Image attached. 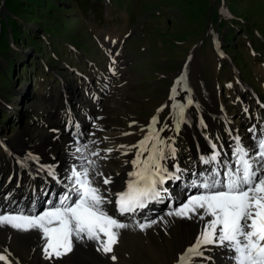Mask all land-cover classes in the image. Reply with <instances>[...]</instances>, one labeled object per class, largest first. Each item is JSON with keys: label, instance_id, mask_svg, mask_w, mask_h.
I'll use <instances>...</instances> for the list:
<instances>
[{"label": "rangeland", "instance_id": "1", "mask_svg": "<svg viewBox=\"0 0 264 264\" xmlns=\"http://www.w3.org/2000/svg\"><path fill=\"white\" fill-rule=\"evenodd\" d=\"M101 40L113 43V48H103ZM244 85L249 88L247 102L237 97L243 96ZM88 86L97 98L88 94ZM252 91L262 104L255 102ZM188 96L191 129L200 121L202 127L220 128L221 120L212 118L210 111L231 114V121L246 126L245 108L244 114L253 117L264 108V0H0V155L24 157L22 177H39L28 157L45 148L52 152L56 146L64 147L62 168L68 171L65 147L71 149L72 141L90 148L92 137H100L94 117L98 123L114 125L109 131L118 137L111 145L136 140L138 128L151 127L153 117L158 120L155 129L164 125L177 134L173 105ZM67 103L74 107L65 112L75 111V116L68 120L61 115L58 119L69 122L63 125L55 113ZM77 103H85L89 119L76 115ZM221 103L227 113L219 111ZM79 124L84 126L77 130ZM185 138L189 137L182 131L176 137L179 155L188 152ZM119 159L113 158L115 163ZM3 166L13 180L7 164ZM173 189L175 195H184ZM10 231L9 236L0 233V254L10 253L11 264H41L36 250L15 244L17 231ZM161 242H149L152 250L146 252L122 249L125 257L120 263L88 244L77 261L174 264L170 246ZM215 252L209 264L216 261ZM50 263L65 261L60 256Z\"/></svg>", "mask_w": 264, "mask_h": 264}, {"label": "snow or ice", "instance_id": "2", "mask_svg": "<svg viewBox=\"0 0 264 264\" xmlns=\"http://www.w3.org/2000/svg\"><path fill=\"white\" fill-rule=\"evenodd\" d=\"M172 91L175 93L176 89ZM187 103H192L190 98ZM173 108L179 127L184 119L185 105L176 103ZM156 123L158 120L153 117L152 125ZM159 131L150 127L148 135L132 146L138 151L132 161L135 171L129 173L132 179L128 181L127 189L117 193L105 190L109 196H116V211L120 215L135 214L150 202L162 200L163 193L167 191L163 185L168 180L181 179V175H177L181 172L178 167L175 172H169L161 163L165 153ZM76 151L82 153L80 147ZM145 152L147 156H144ZM92 155L99 156V152ZM219 156V152L213 151L209 156L201 157L202 162L211 167L203 173L194 172L187 185L198 189V194L188 197L178 208L166 214L204 221V228L195 243L179 257L178 264H193L195 257L203 256L201 248L210 244L230 250L233 264H264V138H258L255 155L250 154L237 139L233 149L234 166L227 162L221 164ZM49 174L54 175L53 169L49 168ZM100 175L103 174L96 170V161L84 157L79 169H71L67 191L58 204L40 213L23 209L0 211V228L39 233L45 241L44 253L49 259L70 252L74 240L94 242L97 251L105 254L113 252L119 230L129 225L109 214L106 205L113 201L96 184L95 178ZM110 183L111 178L103 180L104 185ZM206 217L211 219L206 220ZM156 223L158 221L151 220L137 222L135 226L143 232ZM8 255L0 254V261L11 264ZM111 259L115 261L116 256L112 255Z\"/></svg>", "mask_w": 264, "mask_h": 264}, {"label": "bare ground", "instance_id": "3", "mask_svg": "<svg viewBox=\"0 0 264 264\" xmlns=\"http://www.w3.org/2000/svg\"><path fill=\"white\" fill-rule=\"evenodd\" d=\"M101 44L103 48L107 45H109V48H113V43L109 42L108 40H101ZM88 88V94L92 95L94 98H97L99 96L97 93L93 92L91 87L88 86ZM242 92L243 96L237 95V97L241 98L243 102H247V93L249 92V88L245 87ZM189 98H187L184 102H180L185 105L186 114L183 121L180 122L178 127V132L182 131L184 135L189 137L188 139L185 138L187 140L185 144L188 148V152L186 153V155L178 154L177 150L180 147L176 139L178 134L171 133L172 128L160 125V127L157 129L160 130L159 136L164 141L162 147L164 148L165 159L161 161V163L168 169L169 172H175L176 168L178 167L181 172L177 173V175H181V179L178 181H174L173 183L165 184L168 193H163L162 200L150 202L147 205V209H149L147 212H144V209H139L135 214L120 215L116 211V196L114 194L109 196V193L105 190L110 189L112 193H117L125 191L127 189L128 181L132 179L129 173L135 171L132 161L136 158V153L138 151L136 147L132 146L139 144V142L143 140L146 135H148L150 127L146 125L138 128L137 139L130 143H126L123 141H118L116 143V139L118 136L114 134L113 131H109V129L114 128V125H109V123H98L97 117H94V123H97L98 125L96 124L97 127H93L96 128L94 129V131H96L97 129L99 130L100 137H96L98 135H94V137H92V147L89 148L83 145L80 146L79 143H74L72 141L70 142V145L72 146L71 149H68V146L65 147V149L69 150L66 151V160L70 161L68 171L66 169L63 170L62 168V159L60 153L64 150V147L60 148L59 146H56L55 148H53L52 152H47L45 148L42 151L40 150L33 152L35 155L28 157L31 159L27 161L32 162V169L34 173L38 172V174H40L39 177H34L33 175H30V177H22L24 175V170L26 169V162H24V157L18 155L17 157L19 158H17L18 160H16L15 157L10 158L8 153L6 154V156L0 155L1 164H7L8 170L14 176V179L12 180L10 178L11 175H6L4 166L2 167L1 165L0 172L1 169L2 172L0 174V211H17L23 209L26 212L32 211L34 213H40L51 208L53 205L58 204L61 196L67 191V186L69 183L67 178L70 175L71 169L73 167H77L79 169L82 159H84V157H87V159L96 161V170L103 174L100 176H96L95 179L96 184L100 186L104 194L106 196H109V198L113 201V203L106 205L109 214L116 217L120 222L129 225L128 228L119 230L120 235L118 237V243L113 246V252L109 253L110 256L115 255V261H119L120 263V261L124 260L125 257L123 255L124 253L122 254V249H124L126 253H129L131 251L136 253L146 252L148 250H152V247L150 246L151 243L157 244L159 241H162L170 246V250L168 251L169 255L176 259L174 261V264H178L179 257L195 243L196 238L204 228V221H201L195 217L192 219H187L177 216H168L166 214L169 211L178 208L188 199V197L198 194V189L188 187L187 185L190 184L192 174L194 172L197 174L203 173L209 167H211L209 165H205L202 162L201 157L209 156L213 153V151H221L215 144V140H217L222 144L223 147L218 158L220 163L223 164V158H225V156H229V158H233L232 164L234 166L233 149L236 145L237 139H239L240 143L250 152V154L255 155L257 152L258 138H264V110L261 116L251 117L243 115L242 119L247 121L246 126H239V123H237V121H231V114H228L226 112L222 103L220 104V106L222 105L223 108H220L218 106L219 111L225 110L229 118H227V115L222 116L214 113L212 114L213 111L208 112L209 115H214V117L212 118H218L221 120L222 125L220 128L213 125H205L203 128L201 124L203 125L204 122L200 121L201 124L198 123L195 125V129H191V127L193 128L194 121L190 116L188 110L190 108L187 103ZM176 102L178 103V101ZM83 104L77 103V107L75 106L77 108L76 113L78 116H81L82 114L85 117H88L87 106H84ZM70 105L71 104L67 103L65 105V108L61 107L57 111L58 113H55L58 116V121L61 119L58 118L63 114L67 115L68 117H72V115L75 116V114H73V112L75 111H73L72 114H68L65 112V109H69L71 111V109L74 107ZM65 123L69 124V122H66L64 118L63 125H65ZM74 123L75 119L72 118L71 127L74 126ZM175 123L177 124V120H175ZM83 126L84 124H79L77 130L79 128L81 129ZM151 127H154V125H151ZM186 131H189L190 133L188 132L189 134H185ZM89 133H93L92 129L88 130V134ZM114 140H116L115 144L111 145L110 143L113 144ZM102 142L106 143L107 145H103ZM175 143L176 146H174ZM150 146L151 145H149V147ZM77 147H80L82 149L83 155L81 152L76 151ZM140 147H143V145H141ZM84 149H86L87 153L83 151ZM108 149H112V151L108 152ZM173 149L174 152L172 151ZM93 152H99V156L92 155ZM189 154L190 156H188ZM144 156H147V154L144 153ZM115 157L120 158L119 163L114 162L113 158ZM84 162L87 163V160H84ZM49 168L53 169L54 175L49 174ZM221 171H223V169H221ZM101 177H104V179L111 178V183L108 184L107 188H105L103 182L100 181ZM21 178L22 180H19ZM171 186H179V189L182 193H184V195H175ZM60 194L61 196H59ZM56 195L57 198H55ZM165 205L166 207H164ZM152 208H154V211H151ZM161 217H163L164 219L161 220ZM205 219L207 220L211 218L206 217ZM151 220H156L158 221V223L143 232L135 226L137 222L144 223ZM10 229L11 228H0V233L9 236ZM16 234L17 236H13V242H15V244H29L30 251L36 250L35 257L40 261L41 264H49L50 262H54V260L56 259L55 257L51 259L46 258L44 253L45 241L39 233L35 231H17ZM88 244L97 248V245L94 242L86 240H74L72 250L62 255L65 264H79L77 258H80L84 254ZM201 251L203 252V256L195 257L193 260V264H209V259L215 251L217 252V254H215L216 261H214V264H233V253L224 247L210 244L202 247ZM2 252L4 251L0 250V253ZM118 252L122 254L121 257L118 256Z\"/></svg>", "mask_w": 264, "mask_h": 264}, {"label": "trees", "instance_id": "4", "mask_svg": "<svg viewBox=\"0 0 264 264\" xmlns=\"http://www.w3.org/2000/svg\"><path fill=\"white\" fill-rule=\"evenodd\" d=\"M8 69V68H7ZM7 69H5V71L7 70ZM5 73V72H4ZM7 78V77H6Z\"/></svg>", "mask_w": 264, "mask_h": 264}]
</instances>
